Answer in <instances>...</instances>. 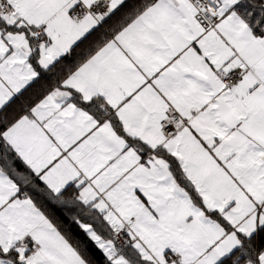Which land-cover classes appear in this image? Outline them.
Listing matches in <instances>:
<instances>
[{
    "label": "snow or ice",
    "instance_id": "snow-or-ice-1",
    "mask_svg": "<svg viewBox=\"0 0 264 264\" xmlns=\"http://www.w3.org/2000/svg\"><path fill=\"white\" fill-rule=\"evenodd\" d=\"M0 264H264V0H0Z\"/></svg>",
    "mask_w": 264,
    "mask_h": 264
}]
</instances>
